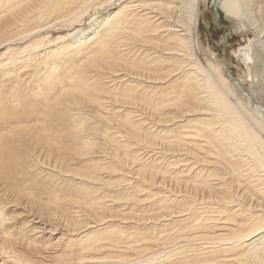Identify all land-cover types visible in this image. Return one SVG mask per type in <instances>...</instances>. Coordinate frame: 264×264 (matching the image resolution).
Segmentation results:
<instances>
[{"label": "bare ground", "instance_id": "1", "mask_svg": "<svg viewBox=\"0 0 264 264\" xmlns=\"http://www.w3.org/2000/svg\"><path fill=\"white\" fill-rule=\"evenodd\" d=\"M208 1L0 0V180L81 181L62 216L72 223L62 264H264V0H213L254 36L241 53L252 93L204 50ZM109 3L117 9L72 26ZM116 187L132 203L93 197ZM7 221L0 209V264L57 261L37 258L34 242L7 246Z\"/></svg>", "mask_w": 264, "mask_h": 264}, {"label": "rangeland", "instance_id": "2", "mask_svg": "<svg viewBox=\"0 0 264 264\" xmlns=\"http://www.w3.org/2000/svg\"><path fill=\"white\" fill-rule=\"evenodd\" d=\"M207 4L208 6L205 13V18L204 20H202L201 26L199 28L200 34L202 36L204 50L209 56H211L212 58H218L217 60L223 62V64L226 65L232 79L242 81L241 88H243L245 92L246 90H248L250 93H252L251 90L254 88V85H252V79H250L249 77L247 63L241 58V53L247 47L246 45L254 39V36H243L239 33H236L233 24L229 20H226L223 15L219 16V14L215 12V8L213 7V0H209ZM96 7L98 8L100 6L97 5ZM96 7L94 6L93 9H96ZM93 9L89 10V15L87 13L83 16L81 20L82 26L79 25L80 23L72 25L76 28L78 27L77 31L89 26V23L91 22V16L100 17L108 11H113V9L116 10L117 5L114 3H109V5H106L105 7H100L98 8L99 10L96 11V15H94L95 12L93 11ZM67 25H65L63 28H60L61 30H52V39L57 38L59 35H67V32L71 30L70 28H72L71 24H69V26ZM245 94L247 95V93ZM247 99L248 98H245V100ZM254 102L255 105L258 104L256 100ZM259 105L264 108V102L260 101ZM102 132L103 131H99V133ZM158 145L161 146L159 148H163L162 143L158 142L155 147L158 148ZM132 148V150L136 152L137 148ZM140 152L138 154H141L142 158L144 157V162L157 160L159 164L164 166L167 161L161 159V154L155 156L151 153L147 155V152L145 150H142L141 153ZM119 154L121 155L122 152H119ZM48 162L49 161L47 159L44 163L46 164ZM72 167L74 172L76 173L81 172L82 170V164L80 162H74V164L72 163ZM46 173H49V170H47ZM50 174H52L50 177H48L47 175L39 174L37 175V178L35 177V175H28L26 178H21L19 180V183H17L18 186H16L18 188L15 190H12L11 188L7 189L5 185L8 184L1 179L0 209H2L4 212V218L8 219V221L5 223V228H7L12 234V239H9L10 244H8L7 246H11L12 248L16 247L18 251H21V248L24 249V246L26 248V245L28 243L34 242L37 245L34 246L32 244V248H40L39 252L41 253V255L37 254V258L57 256L56 262L58 264H62L67 260V255L63 252V246L65 245L64 243L68 238L67 235H69V225L72 224L68 223V221L62 218V216H64L65 214L64 210L70 211V209L74 206L75 203L73 202L72 196H74V192L81 181L75 179L76 176L74 177V174L72 172L65 173L70 175L66 178L64 176H61L60 174L58 175V173H55V171H51ZM104 177H109V175H104ZM129 178L132 179L130 180V182L126 183L131 184L132 182L131 187L134 189L137 186L136 179H134L135 177L133 176H130ZM109 180L110 182H115L114 187L118 186L119 184L121 186L123 184H126L125 182L120 183L122 179L117 176L106 178V181ZM133 182L135 183V185L133 184ZM100 188H103V186H101ZM117 189L118 187H116L114 189L115 191L112 192H108L106 189H102L98 191V193L94 194L93 197L98 198L103 202H110L109 205H113L112 203L114 202V204H120L121 202L125 204L132 203V201L122 200L121 198H124L125 196L123 192L124 190L117 191ZM152 192L157 193L153 190ZM58 194H60V202L58 205H55V197ZM145 195L146 192H140L139 199H141V201H143L144 203H150V200L147 199ZM106 197L110 198L106 199ZM111 198L114 199L112 200ZM126 206L127 205H125V207H119V205H115L113 207L115 211H120L121 209L124 210L123 212L125 214L130 213L129 208H126ZM36 229L37 231H35ZM1 237L2 233H0V247L4 243ZM56 244L60 245L59 251H57L58 249H56L58 248ZM51 253L54 254L51 255ZM6 254L7 253H5V255H0V263H3L7 260L9 254H7V256ZM56 262L54 263L56 264ZM37 263L41 264L42 261L38 260ZM47 263L50 262L47 261Z\"/></svg>", "mask_w": 264, "mask_h": 264}]
</instances>
